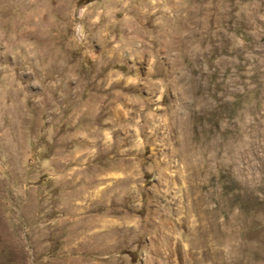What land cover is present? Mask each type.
Returning <instances> with one entry per match:
<instances>
[{
    "label": "rangeland",
    "instance_id": "374dc122",
    "mask_svg": "<svg viewBox=\"0 0 264 264\" xmlns=\"http://www.w3.org/2000/svg\"><path fill=\"white\" fill-rule=\"evenodd\" d=\"M0 264H264V0H0Z\"/></svg>",
    "mask_w": 264,
    "mask_h": 264
}]
</instances>
